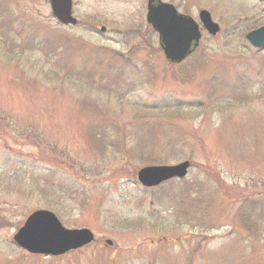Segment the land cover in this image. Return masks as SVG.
<instances>
[{"label":"rangeland","instance_id":"rangeland-1","mask_svg":"<svg viewBox=\"0 0 264 264\" xmlns=\"http://www.w3.org/2000/svg\"><path fill=\"white\" fill-rule=\"evenodd\" d=\"M163 1L220 24L181 64L146 0H72L74 26L47 0H0V264H264V50L244 38L264 0ZM182 160V179L136 182ZM36 209L95 241L18 249Z\"/></svg>","mask_w":264,"mask_h":264},{"label":"water","instance_id":"water-1","mask_svg":"<svg viewBox=\"0 0 264 264\" xmlns=\"http://www.w3.org/2000/svg\"><path fill=\"white\" fill-rule=\"evenodd\" d=\"M52 14L63 24H75L72 16L71 0H49ZM146 21L158 35V43L164 57L170 62L179 63L197 47L201 32L199 23L191 16L179 13L176 8L161 0H147ZM198 19L210 35L219 31V26L210 13L201 9ZM248 42L259 49L264 48V25L246 33ZM189 162L175 165L145 166L137 171V180L143 186H155L170 178L186 175ZM14 243L31 254L62 255L69 250L90 243L94 237L86 228L68 229L48 210H35L25 219L12 237ZM112 245V241H105Z\"/></svg>","mask_w":264,"mask_h":264},{"label":"flooded vegetation","instance_id":"flooded-vegetation-1","mask_svg":"<svg viewBox=\"0 0 264 264\" xmlns=\"http://www.w3.org/2000/svg\"><path fill=\"white\" fill-rule=\"evenodd\" d=\"M100 28H101V26H100Z\"/></svg>","mask_w":264,"mask_h":264}]
</instances>
